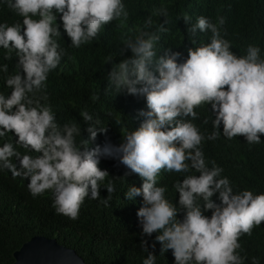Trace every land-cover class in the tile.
<instances>
[{"label":"clouds","instance_id":"9594fccd","mask_svg":"<svg viewBox=\"0 0 264 264\" xmlns=\"http://www.w3.org/2000/svg\"><path fill=\"white\" fill-rule=\"evenodd\" d=\"M4 3L22 19L0 22L3 58L16 59L14 74H8V64L0 65L10 92L0 90V172L23 181L33 198L50 192L55 212L70 220L78 219L86 199L109 206L121 186L141 227L147 253L142 264H156L157 243L160 254L171 251L174 264H245L240 238L264 227V193L236 191L243 181L230 177L235 173L228 168L229 147L212 148L208 141L243 137L264 151V32L238 49L221 32L223 16L212 22L200 15L192 23L185 13L177 19L190 41L161 55L156 44L170 31L169 11L156 9L134 35L123 37L122 59L106 58L112 67L105 91H123L127 106L121 115L130 130L119 144L106 139L89 147L107 128H98L100 121L93 123L87 109L79 113L83 129L75 122L60 124L48 102L47 81L68 54L58 38L66 35L69 47L79 49L110 34L118 21L123 26L128 20L123 0ZM260 9L264 14V0ZM153 15L161 22L154 23ZM204 112L213 117L208 132L195 122ZM83 131L88 138L78 144ZM175 174L180 177L174 190L165 195L164 182ZM102 186L107 196L101 200ZM154 233L149 245L144 237ZM251 264H259L258 258Z\"/></svg>","mask_w":264,"mask_h":264},{"label":"trees","instance_id":"16d2710c","mask_svg":"<svg viewBox=\"0 0 264 264\" xmlns=\"http://www.w3.org/2000/svg\"><path fill=\"white\" fill-rule=\"evenodd\" d=\"M126 10L129 12L128 20L123 26L118 21L113 32L102 38H97L90 44L82 45L79 49L69 47L70 41L62 36L59 43L67 49V55L63 58V68H57L49 74L46 93L48 102L51 103L60 124L75 122L82 129L86 127L79 113L87 109L93 116V123L99 120L98 128H107L106 133H98L97 139L90 143L89 147L96 144L101 146L103 142L110 141L119 144L122 136L130 130L125 118L121 115L127 106L121 97L123 91L117 93L113 88L105 91L108 86V72L112 67L106 62L108 56H113L116 61L122 59L118 55L123 47L122 39L126 35H134L138 27H143L148 16L161 6H166L169 11L170 29L168 33L161 35L156 44L158 54H163L166 48H183L189 41L186 32L187 26L182 19H177L187 13L192 17V23L200 15L217 21L218 16L225 18V24L221 29L224 38L231 41L233 47L241 48L254 39L262 37L264 14L260 9V0H123ZM22 18L8 8L4 0H0V22L13 24ZM154 23H160L161 19L153 15ZM203 34V33H198ZM208 34H211L208 32ZM4 52L0 48V65L8 64L9 73L16 71V59L5 60ZM130 55V52L127 53ZM12 55H15L13 53ZM8 74L0 73V90L4 94L6 86L4 77ZM99 96L95 102L92 96ZM39 95V94H38ZM209 119L208 124H203V119ZM212 115L209 112L200 114V120L195 121L206 132L212 129ZM119 120L118 125L116 121ZM77 137V143L88 138V133ZM100 136L102 138H100ZM11 137V134H9ZM105 141V142H106ZM4 139H0L2 145ZM210 147H229L227 156L228 168L234 175H230L234 181H243L235 190H252L254 193H264V156L258 145H249L243 137L233 140L218 139L208 141ZM22 153L23 149H19ZM8 170L0 172V264H11L13 252L23 242L34 235H43L55 238L58 243L73 248L86 264H142L147 253L142 251L140 241L142 239L141 227L138 218L132 220L128 204L131 201L125 199V192L121 193L119 182L115 183L118 192L112 195L109 206L105 207L99 200L86 199L82 205L79 217L70 220L68 217L57 214L52 207L51 193L33 198L25 188L23 181L13 178ZM180 174L169 176L164 184L167 192L174 190V183ZM28 183V181H27ZM100 199L107 196V190L101 187ZM235 191V192H236ZM210 215V213H208ZM264 224V223H262ZM152 237H144L149 245ZM242 250L241 256H247L245 264H251L256 257L259 264H264V227H256L250 238H240ZM159 244L155 248L156 264H174L171 251L160 254ZM151 251V247L149 248ZM250 252L252 258L250 259Z\"/></svg>","mask_w":264,"mask_h":264},{"label":"water","instance_id":"95a60500","mask_svg":"<svg viewBox=\"0 0 264 264\" xmlns=\"http://www.w3.org/2000/svg\"><path fill=\"white\" fill-rule=\"evenodd\" d=\"M11 264H86L73 248L55 238L34 235L13 252Z\"/></svg>","mask_w":264,"mask_h":264}]
</instances>
